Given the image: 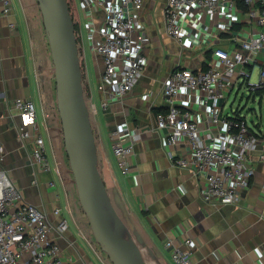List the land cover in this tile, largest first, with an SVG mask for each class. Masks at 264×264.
Returning a JSON list of instances; mask_svg holds the SVG:
<instances>
[{"label":"crops","instance_id":"0c3cea01","mask_svg":"<svg viewBox=\"0 0 264 264\" xmlns=\"http://www.w3.org/2000/svg\"><path fill=\"white\" fill-rule=\"evenodd\" d=\"M165 4L166 0H144L138 16L142 32L149 39L143 47L147 64L125 98L106 110L100 107L102 94L97 88L101 78L97 68L101 59L89 46L88 52L84 45L80 47L85 98L90 107L97 109L91 122L100 175L115 213L146 264H173L165 244L169 239L184 238L192 240V264H264V159H259L261 154L264 155V140L252 154L254 174L249 186L240 192L238 202L219 204L203 200L193 172L169 158L165 140L167 129L156 128L155 115L165 112L167 107L161 94L164 78L177 65L191 69L206 67L210 58V51L194 41L193 32H184V42L192 44L190 47L180 46L166 34L162 13ZM27 5L28 0H11L10 12L5 14L0 2V139L3 143L0 168L9 173L25 200L40 208L52 224L59 218L67 220L68 228L64 234L55 233L62 259L70 264H111L98 246L94 248L90 243L92 233L80 208L72 174L64 161L63 179L60 175L54 152L58 149V140H53L57 126L52 121L51 100L42 98L43 80L47 81L49 90L53 68L42 73L38 66L39 53L48 47V40L36 23L31 22ZM75 12L78 18L79 12L78 15ZM80 12L85 22L84 13ZM234 16V32L246 31L249 26L246 16L241 12ZM101 18L99 12L95 28L99 27ZM236 44L233 36L226 32H218L213 42V46L228 50ZM90 70L96 78L95 85ZM252 70L253 67L251 73ZM16 99H30L36 105L37 131L45 139L47 155L53 165L50 174L38 171L31 159L32 142L19 137ZM227 100L220 102L224 111L236 110L231 104L225 108ZM248 103H251L250 108L253 106L245 117L250 115V127L264 129L263 90L252 92ZM191 109L194 116L205 113V108L194 104ZM123 122L135 134L134 153L130 157L132 171L127 176H123L117 167L109 135L116 124ZM184 147L177 143L173 149L176 152ZM50 179L56 182L53 188L47 186ZM55 208L61 209L60 216L54 215Z\"/></svg>","mask_w":264,"mask_h":264},{"label":"built area","instance_id":"2783aa9c","mask_svg":"<svg viewBox=\"0 0 264 264\" xmlns=\"http://www.w3.org/2000/svg\"><path fill=\"white\" fill-rule=\"evenodd\" d=\"M0 2L2 12L9 13L11 0ZM143 6L144 0H78L86 18L89 49L101 59L97 88L102 94V110L125 98L147 64L143 47L149 39L142 32L138 16ZM99 12L101 23L95 28ZM236 12L246 16V31L234 32ZM162 13L168 36L180 46L190 47L192 44L184 42V32H193L194 41L210 51V58L205 68L177 65L164 78L161 94L167 107L155 115L156 128L167 129L169 158L193 172L204 201L235 204L254 174L251 157L264 140V129L251 128L237 110L225 113L220 102L242 86L248 98L256 90L264 92V0H166ZM218 32L230 33L237 43L235 48L213 46ZM255 65H259L258 82L250 83V68ZM193 104L205 108L203 116L193 115ZM14 107L20 139L33 144L32 162L39 172L50 174L45 139L37 131L35 103L16 99ZM96 111L91 106V113ZM109 135L117 167L127 176L132 171L135 134L123 122L116 124ZM177 143L185 147L175 152ZM2 159L0 139V162ZM47 186L53 188L56 182L50 179ZM53 213L60 216L61 209L55 208ZM67 228L66 219L59 218L52 224L40 208L28 203L9 173L0 168V264H70L61 258L55 237V233L62 236ZM192 246L190 238L169 239L165 244L173 264H192Z\"/></svg>","mask_w":264,"mask_h":264},{"label":"water","instance_id":"95a60500","mask_svg":"<svg viewBox=\"0 0 264 264\" xmlns=\"http://www.w3.org/2000/svg\"><path fill=\"white\" fill-rule=\"evenodd\" d=\"M39 2L54 66L64 148L79 205L94 241L111 264H146L115 213L98 169L97 146L84 94L75 23L68 1Z\"/></svg>","mask_w":264,"mask_h":264},{"label":"rangeland","instance_id":"374dc122","mask_svg":"<svg viewBox=\"0 0 264 264\" xmlns=\"http://www.w3.org/2000/svg\"><path fill=\"white\" fill-rule=\"evenodd\" d=\"M68 2L70 3L69 4L70 10H71V13L73 14V18H74L73 20L75 21V25H76L75 35H76L77 44L79 47V53H80V49H81L80 47L82 45L85 46L84 50H86V52H88V50H89L88 46L89 45L87 43V38H88L89 32L86 30L84 17L82 15V13L80 12V10H78L79 9L78 4H77L78 0H68ZM28 3H29V5H27V6L29 8L28 12H29V16L31 18L30 20L32 23H36L38 28H40V31L42 32L43 37L45 36V39L47 41V36H46L45 29H44L43 16H42V10H41V6H40V2H39V0H28ZM30 6L32 9L30 8ZM75 11H77V15L79 12L78 18L76 16ZM47 44H48V41H47ZM79 58H80V54H79ZM88 59H89V62H91L90 57H88ZM38 66H39V69L42 73L53 68V76H50V86H49L50 92L48 90L47 81L43 80L42 98L43 99L45 98L46 100H48L50 98V100H51V110L53 113L52 121H54L56 126H57L56 136H54L53 140H58V149H55L54 152L56 154V159H57L60 175L63 179V161L65 162L66 165H68L69 170H70V167H69L68 157H67V154H66V151L64 148V140H63L61 120H60L59 112L57 109L54 66L52 63L51 55H50L49 44H48V47L46 46L44 48V51H42V53H39ZM90 72H91L93 84L95 85L96 78L94 77L92 70H90ZM257 82H258V66L255 65L253 67V70H252V73L250 76V83H257ZM46 89L48 90L47 92H45ZM244 90H245V86H242L241 88H239L237 90H234L232 92V94L227 98L228 100H227L225 108H227L229 106V104H231L232 109L236 108V110L238 111V113L240 115H242L243 117H247V114L250 113V111H251V108H250L251 103L246 104L248 101V97H246L245 94H243ZM84 94H85V92H84ZM87 104H88V108L90 110V117H91L92 116L91 107H90L89 103H87ZM257 111H259V110H257ZM261 112H262L263 118H264V111L262 110ZM249 116L247 118V121L249 120ZM262 122H263V120H262ZM48 147H49L50 156H51L52 160H54L53 159V151H52L51 145L49 144V141H48ZM53 164H54V162H53ZM51 165H52V163H51ZM70 172H71V170H70ZM72 178H73V176H72ZM73 182H74V180H73ZM90 243L92 244L93 247L98 246L97 243L94 241L93 236H91ZM98 250L100 252H102L99 246H98ZM103 254H105V253H103Z\"/></svg>","mask_w":264,"mask_h":264},{"label":"trees","instance_id":"16d2710c","mask_svg":"<svg viewBox=\"0 0 264 264\" xmlns=\"http://www.w3.org/2000/svg\"><path fill=\"white\" fill-rule=\"evenodd\" d=\"M68 1V0H67ZM68 4H70L69 2H68ZM69 8H70V6H69ZM70 12H71V10H70ZM71 15H72V13H71ZM74 23H75V21H74ZM75 27H76V25H75ZM75 31H76V28H75ZM81 64V63H80ZM203 68H205V67H203ZM84 88V87H83ZM237 113H238V111H237ZM239 114V113H238Z\"/></svg>","mask_w":264,"mask_h":264}]
</instances>
